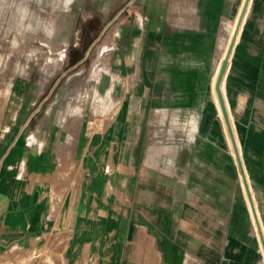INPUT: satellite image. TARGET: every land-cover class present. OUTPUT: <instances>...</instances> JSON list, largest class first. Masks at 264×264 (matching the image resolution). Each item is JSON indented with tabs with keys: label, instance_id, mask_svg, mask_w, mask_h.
I'll list each match as a JSON object with an SVG mask.
<instances>
[{
	"label": "crops",
	"instance_id": "crops-1",
	"mask_svg": "<svg viewBox=\"0 0 264 264\" xmlns=\"http://www.w3.org/2000/svg\"><path fill=\"white\" fill-rule=\"evenodd\" d=\"M125 1L70 0V48L49 54L69 65L23 67L5 86L0 264H264V0H248L221 91L246 184L213 96L246 0H144L128 27L113 16ZM98 40L100 70L88 64ZM94 88L112 113L79 132L61 106Z\"/></svg>",
	"mask_w": 264,
	"mask_h": 264
},
{
	"label": "rangeland",
	"instance_id": "rangeland-1",
	"mask_svg": "<svg viewBox=\"0 0 264 264\" xmlns=\"http://www.w3.org/2000/svg\"><path fill=\"white\" fill-rule=\"evenodd\" d=\"M69 2L70 0H0V82H3L4 87L7 86L12 77L22 74V70L25 69L23 67L36 66L41 69L59 62L63 65H69L68 57L61 56L54 60L53 56H49L55 51L63 53L65 49L70 48L68 39L73 26L70 25L69 20ZM143 2L144 0H126L113 16L118 17V22L128 27L142 15ZM95 16L101 21V15L95 13ZM235 21L232 17L231 21L225 26L222 48L217 63L220 62L221 55L224 56V47ZM82 27L85 29V26ZM100 28L101 25L96 27L94 36H97L100 32ZM87 44L84 41H79L78 48L85 49ZM105 47L104 40L95 42L93 53L88 57L90 66L98 64L99 53ZM224 62L226 60L222 59L220 65L222 66ZM98 68L101 69V64L97 65L96 69ZM32 75L35 77L40 76L47 83L55 78V74L49 73H33ZM99 78L100 74L95 76L96 80ZM109 91L111 92V90ZM104 92L106 90L96 88L68 90L66 96L68 97L67 102L70 103L61 106L62 118L67 119L68 123H72L75 130L79 132L82 129L96 131L103 128L107 123L108 113L111 114L113 108V105H108L106 99H103L102 93ZM124 92L126 94L123 101H126L129 94L126 89ZM6 96V87L1 88L0 102ZM96 96L97 99H95ZM100 98L103 99V103L100 102ZM232 122L233 130L237 135L235 122L233 120ZM236 137L241 147L243 159L242 138L238 135ZM155 140H163V138ZM221 145L223 152L232 158L224 133L221 137Z\"/></svg>",
	"mask_w": 264,
	"mask_h": 264
},
{
	"label": "bare ground",
	"instance_id": "bare-ground-1",
	"mask_svg": "<svg viewBox=\"0 0 264 264\" xmlns=\"http://www.w3.org/2000/svg\"><path fill=\"white\" fill-rule=\"evenodd\" d=\"M247 3H248V0L245 1L244 6H243V8L241 10V13L238 12L240 14L238 22L236 23V21H237V18H236V21H235V23H234V25L232 27L231 32H230L227 44L225 46L224 56H223L224 58L223 59L226 60V65H225L224 72H223V74L221 76V79L218 82V76H219V71H220L221 65H220V67L218 66L219 70H218L217 76L215 75V77L213 79V85L215 83V85H214L215 92H214V95H213L214 96V101H215V104H216V107H217V110H218V114H219V117H220V120H221V124H222L223 130H224L227 142H228V146L230 148L232 156L236 157L238 168H239V171L241 172V175L243 177L244 184H246V180L244 178V172H243L242 164H241V161H240V158H239V155H238L239 144H238V141H237V137H236L235 131L233 130V122L229 119L230 115L228 117V114H227L228 105L226 103V100H223L221 91L224 94L223 81H224L225 70H226V67H227V63H228V59H229V56H230L231 48H232L233 44L236 42L237 37H238V33H239V30H240V27H241L240 26L241 25V20H242V17L244 15ZM237 31H238V33H237ZM98 70H100V69L98 68ZM98 74L99 73H97V75ZM217 82H218V89H219V92H220V95H221V99H222L224 108L226 107L225 108V114L223 113V110H222V106H221V103H220V100H219V94L216 91V83ZM220 83H221V85H220ZM220 88H221V90H220ZM217 98H218V100H217ZM224 101H225V104H224ZM100 102L103 103V99L100 98ZM250 198H251V196H250ZM253 203H254V201H253ZM253 207L254 208L251 211V218H252V223H253L254 229L257 232L258 231V227H259V224H258L259 215H258V211H257V209L255 207V203H254ZM250 209H251V207H250Z\"/></svg>",
	"mask_w": 264,
	"mask_h": 264
},
{
	"label": "water",
	"instance_id": "water-1",
	"mask_svg": "<svg viewBox=\"0 0 264 264\" xmlns=\"http://www.w3.org/2000/svg\"><path fill=\"white\" fill-rule=\"evenodd\" d=\"M225 65H226V62H224L220 68V71H219V76H218V82L219 80L221 79V76L224 72V69H225ZM218 82L216 83V91L218 92L219 94V100H220V103H221V106H222V110H223V113L225 114V108H224V105H223V102H222V99H221V95H220V92H219V89H218Z\"/></svg>",
	"mask_w": 264,
	"mask_h": 264
}]
</instances>
